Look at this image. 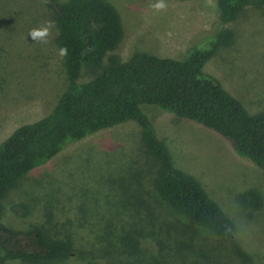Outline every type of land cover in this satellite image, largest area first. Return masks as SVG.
Returning a JSON list of instances; mask_svg holds the SVG:
<instances>
[{
  "label": "rangeland",
  "instance_id": "374dc122",
  "mask_svg": "<svg viewBox=\"0 0 264 264\" xmlns=\"http://www.w3.org/2000/svg\"><path fill=\"white\" fill-rule=\"evenodd\" d=\"M110 1L122 16L125 37L114 53L124 61L137 52L182 58L197 36L220 24L217 0H165L160 12L150 7L156 0ZM48 20L53 11L42 0H0V143L47 115L68 85L57 26L46 44L28 36ZM226 26L235 41L217 49L204 71L250 113L264 112V6H248ZM94 77L85 69L81 81ZM142 107L174 165L204 184L255 264H264V171L213 129L153 104ZM158 167L134 121L71 143L7 190L1 219L11 229L39 227L87 257L7 264H242L226 240L191 226L158 196ZM250 190L259 194L258 207L242 201Z\"/></svg>",
  "mask_w": 264,
  "mask_h": 264
},
{
  "label": "trees",
  "instance_id": "16d2710c",
  "mask_svg": "<svg viewBox=\"0 0 264 264\" xmlns=\"http://www.w3.org/2000/svg\"><path fill=\"white\" fill-rule=\"evenodd\" d=\"M42 1L53 11L57 46L68 49L64 57L68 85L47 115L20 125L0 143V264L64 260L76 253L70 243L52 238L39 227L16 230L4 225L2 199L20 179L71 143L127 121L141 127L148 153L159 162L158 196L191 226L226 240L242 264H255L237 238L234 220L199 179L174 165L142 106L153 104L213 129L264 171V112L250 113L204 71L217 49L235 41L234 30L226 24L248 6L263 7L264 0H217L220 24L213 33L197 36L182 58L137 52L127 61L114 53L124 40L125 29L121 13L110 0ZM84 68L95 76L92 80L81 81ZM242 201L258 207L260 197L250 190Z\"/></svg>",
  "mask_w": 264,
  "mask_h": 264
},
{
  "label": "clouds",
  "instance_id": "9594fccd",
  "mask_svg": "<svg viewBox=\"0 0 264 264\" xmlns=\"http://www.w3.org/2000/svg\"><path fill=\"white\" fill-rule=\"evenodd\" d=\"M45 2H47V0H45ZM150 7L155 11L160 12L166 10L168 5L165 2V0H156L155 3L150 5ZM54 28H56L55 21L48 20L45 21L42 25L32 28L29 31L28 36H30L34 42H40L46 44L48 43L49 37L52 35V30ZM58 54L62 58L67 56L68 54L67 47L65 46L60 48Z\"/></svg>",
  "mask_w": 264,
  "mask_h": 264
}]
</instances>
